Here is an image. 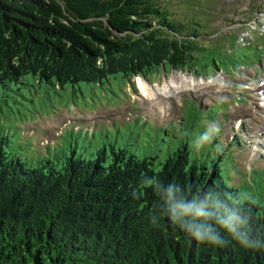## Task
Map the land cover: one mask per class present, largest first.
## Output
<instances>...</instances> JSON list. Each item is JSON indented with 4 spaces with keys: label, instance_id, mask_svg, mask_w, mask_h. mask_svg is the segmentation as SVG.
Here are the masks:
<instances>
[{
    "label": "trees",
    "instance_id": "1",
    "mask_svg": "<svg viewBox=\"0 0 264 264\" xmlns=\"http://www.w3.org/2000/svg\"><path fill=\"white\" fill-rule=\"evenodd\" d=\"M169 17L152 0H0V44L15 53L9 65L0 61V86L29 75L66 85L196 67L201 24ZM4 149L0 141L6 160ZM113 155L108 166L74 172L0 164V264H264L257 191L209 178L185 148L159 172L148 159ZM123 192L132 198L122 206L140 220L119 217L118 227L108 209Z\"/></svg>",
    "mask_w": 264,
    "mask_h": 264
},
{
    "label": "rangeland",
    "instance_id": "2",
    "mask_svg": "<svg viewBox=\"0 0 264 264\" xmlns=\"http://www.w3.org/2000/svg\"><path fill=\"white\" fill-rule=\"evenodd\" d=\"M185 1L187 0H159L158 3L167 8L169 15L173 19L184 23L186 20L181 19H186L189 11L183 5ZM199 1V4L205 8L212 6V0ZM263 2L264 0H260L256 3V6H261L264 11ZM220 3L218 6L224 5L225 15L216 14L211 19L196 20L197 23L201 24L197 28L202 36L198 39V48L200 50L199 65L203 68V76L206 75L211 78L213 77L211 71H213L214 60H217L227 73L232 77H237L238 71L235 72L236 70L244 71L243 67L240 69L239 65H246V69L249 70L253 61H257L260 57H263L261 60H264V17L261 20H257L256 23L252 21L255 19L256 14L253 12L252 16L248 15V0H220ZM7 47V45L1 46L0 44V61L4 65H9V60L15 59L13 55L15 53ZM3 49L10 50V52ZM3 52H5L4 55H2ZM242 56L245 58L242 59ZM205 64H207V67H205ZM156 69L157 71L144 77L139 76L129 79L123 73H117L115 75L112 74L102 84L80 81L73 83L74 85L76 84L75 86L68 84L66 89L55 88L51 83L39 85L34 80V75L27 76L23 81L29 86H24L22 85L23 83L12 84L7 87L0 86V138L8 134L10 128H18L21 131V128L25 129L24 126L31 124L36 126L37 136L29 139L35 138L39 140L50 128L45 127L41 132L34 121L41 120L45 122L46 120H51L52 117L57 116V113L59 114L60 112L67 111L68 116L79 117L99 111H116L117 114L112 117V125L108 123L100 124L95 131V135H88L84 131L82 133H72L71 130L64 131L63 139L58 141L59 144H62L63 140H66V156L60 153L64 162L66 157L71 155L72 152L76 153L77 159H84L90 154H94L91 161H96L98 153L105 151V161L102 162V166L105 167L114 161L113 150L115 149L117 152L123 151L126 158L129 156H134L138 160L148 158L147 161L151 164L152 169L159 172L170 154L185 148L189 152L190 165L211 167L216 163L219 165L220 174L227 183L236 185L251 183L257 187L264 186V168L259 162H254L249 171L241 167L242 160L235 155V150L238 146L237 141L231 144L223 143L222 145L208 147L204 150L192 149L187 142H184L188 130H192L193 134H195L200 128V123L196 118L201 116L202 112L198 111L195 102L190 99H194L192 92L183 93L178 101H172V105L169 104L167 97L156 99L155 104L158 106L156 112L161 116H167V112L172 109L168 116L172 117V119L166 123L156 122L154 119L148 118L140 110V106H144L149 114L153 113L150 102L146 101L142 95L140 82H146L151 88L158 89L167 85L168 80L173 79L175 76L183 78L190 75L197 81L202 82L204 80L201 79L200 73L191 71V69L187 71L181 69L171 70L161 66H157ZM257 74V70L251 73V89L259 88L256 78ZM232 77L228 76L224 81H228ZM231 83L235 86L234 97L243 99L236 100L241 109V114L238 115L236 113V116L247 113L253 115V110L244 111V108H247V105H252V95L255 91L242 88V80L239 78L232 79ZM134 86H136V90ZM222 86L223 84L213 88H206L205 91L207 93L205 95L215 92ZM72 87L75 88L76 93L72 91ZM192 89L190 87L186 90ZM138 91L141 92V96L136 98L142 102L134 98ZM196 93L199 94L198 92ZM224 101H217L213 109L207 113L217 114L220 112L226 115L227 111V117L231 118L237 105L226 97H224ZM238 110H235V112ZM252 121L250 117L246 120L247 132L252 127L251 123L254 122ZM255 122L260 123L261 121ZM251 133L256 135L253 131ZM244 134L245 132L242 133L243 142L250 137V135ZM78 138L79 145L77 144ZM12 139L13 135H10V143L4 144L5 158H7L4 160L0 156V164L4 161L8 162L15 157V150L11 148ZM71 141H73L72 146ZM18 151L21 154L24 153L19 146ZM37 157L36 155V159ZM123 162L124 160L121 161V163ZM61 168L62 166H59L57 170ZM49 169L46 168V172ZM201 173L203 171L198 170L196 174ZM140 185L141 183H138L137 186H134L135 191L140 189ZM126 198H132L131 194L125 192L117 193L115 195L117 207L108 209L110 212L108 217H110L111 221H115V218L118 217L115 223L118 227L121 225L119 217L127 219L132 217L133 214H138L137 209L131 211L126 210L122 206L121 201ZM104 200H100L103 205H105ZM109 202L112 203V199ZM230 235L234 237V234L230 233ZM137 255L139 256V253Z\"/></svg>",
    "mask_w": 264,
    "mask_h": 264
},
{
    "label": "bare ground",
    "instance_id": "3",
    "mask_svg": "<svg viewBox=\"0 0 264 264\" xmlns=\"http://www.w3.org/2000/svg\"><path fill=\"white\" fill-rule=\"evenodd\" d=\"M186 78H187V81H186ZM222 84H223V81L221 79H216L214 81L205 83V82L197 81L194 77H190L188 75H187V77H183V78L179 77V76H175L173 79L168 80L167 85L161 86L158 89L157 88H151L150 86H148V84L146 82H140L142 95L144 96V99L146 101L150 102L151 111L153 113L158 110L157 109L158 106L155 104V101L157 98L167 97L168 101H170L173 97L176 96V94L178 92L184 91L190 87L193 88L195 86H197L196 92L199 93L198 95L203 96L207 93L205 91L206 88H208V87L213 88L215 86L222 85ZM164 100H165V98H164ZM252 104H254V103L252 102ZM251 106L252 105L248 106L247 108H244V111L245 110H253L254 111L253 108L251 109ZM236 113L238 115L241 114V109L236 111L235 115H236ZM260 121H261L260 123H256L255 121L252 123V129H253V132L256 134V136H258L257 135L258 133L264 132V117L263 118L261 117ZM260 126H262V127H260ZM262 141H264V139ZM258 142H260V141L258 140Z\"/></svg>",
    "mask_w": 264,
    "mask_h": 264
}]
</instances>
